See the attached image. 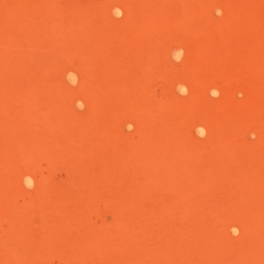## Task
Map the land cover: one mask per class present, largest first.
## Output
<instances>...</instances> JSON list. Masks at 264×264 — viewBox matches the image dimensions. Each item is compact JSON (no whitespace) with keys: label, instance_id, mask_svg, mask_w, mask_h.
<instances>
[{"label":"rangeland","instance_id":"rangeland-1","mask_svg":"<svg viewBox=\"0 0 264 264\" xmlns=\"http://www.w3.org/2000/svg\"><path fill=\"white\" fill-rule=\"evenodd\" d=\"M0 264H264V0H0Z\"/></svg>","mask_w":264,"mask_h":264}]
</instances>
